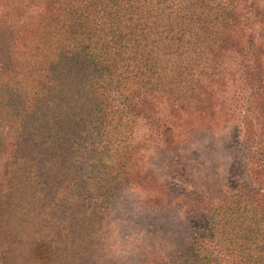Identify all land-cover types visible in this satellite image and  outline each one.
<instances>
[{"label": "trees", "instance_id": "trees-1", "mask_svg": "<svg viewBox=\"0 0 264 264\" xmlns=\"http://www.w3.org/2000/svg\"><path fill=\"white\" fill-rule=\"evenodd\" d=\"M115 1L0 0V264H117L103 227L133 203L187 220L140 264H264V0H121L144 78L106 37L69 47ZM217 111L239 179L191 161Z\"/></svg>", "mask_w": 264, "mask_h": 264}, {"label": "rangeland", "instance_id": "rangeland-1", "mask_svg": "<svg viewBox=\"0 0 264 264\" xmlns=\"http://www.w3.org/2000/svg\"><path fill=\"white\" fill-rule=\"evenodd\" d=\"M122 1L105 3L98 16V24L88 29H73L68 38L69 47L72 49H84L88 51H97L99 43L103 37L109 39L113 45L122 52L129 62L133 71L140 77L146 75L145 51L148 41L145 35L135 32L131 27L118 22L117 15L122 5ZM212 121L204 122L196 129L194 135H191V146L193 148V163L210 164L212 170L219 177L226 175L234 176L233 179H239L240 170L239 158H231L230 146L239 145L237 136L240 128V116H235L233 121L226 122L225 115L217 111ZM225 120V121H224ZM236 170V174L234 172ZM4 173V168L1 169ZM0 171V174H1ZM5 176V174H3ZM127 202H134L143 197V192L138 189H131L122 192ZM136 200V201H137ZM124 206V204H123ZM139 207V204H131L129 209H124L118 217L107 223L103 230H106V237L100 241V252L110 254L113 259L123 257L124 260L117 264H140L142 263V250L147 247H156L160 239L175 236L185 228H182L187 220H184L181 213L176 211L175 207H167L164 210L155 209L150 211ZM155 216L161 227L157 235H142L141 226L145 227L149 222V215ZM159 221V222H158ZM155 224L150 222V233L157 231ZM102 235V234H101ZM112 260L113 262H116ZM95 261L101 259L95 258Z\"/></svg>", "mask_w": 264, "mask_h": 264}]
</instances>
